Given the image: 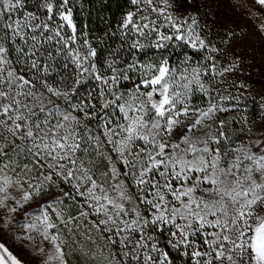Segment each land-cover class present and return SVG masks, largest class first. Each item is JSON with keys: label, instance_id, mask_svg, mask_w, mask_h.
<instances>
[{"label": "snow or ice", "instance_id": "obj_1", "mask_svg": "<svg viewBox=\"0 0 264 264\" xmlns=\"http://www.w3.org/2000/svg\"><path fill=\"white\" fill-rule=\"evenodd\" d=\"M128 4L105 54L82 0H0V240L36 264H264V93L250 120L236 33ZM0 264L24 262L0 242Z\"/></svg>", "mask_w": 264, "mask_h": 264}, {"label": "rangeland", "instance_id": "obj_2", "mask_svg": "<svg viewBox=\"0 0 264 264\" xmlns=\"http://www.w3.org/2000/svg\"><path fill=\"white\" fill-rule=\"evenodd\" d=\"M173 12L177 16L194 15L208 32L213 45L221 43L227 30L236 33L227 59H235L241 67L229 77V83L246 85L247 91L242 101L245 114L250 120L258 121L256 114L260 111L259 100L253 103V97L264 93V32L260 30V25L264 24V9L254 6L252 0H173ZM171 51L178 57L184 51L191 52L190 49L179 48ZM0 242H5L24 264H36V254L29 247L21 248L18 241L7 237ZM69 260L70 264H83L78 254L70 253ZM176 264H183V261L177 259Z\"/></svg>", "mask_w": 264, "mask_h": 264}, {"label": "trees", "instance_id": "obj_3", "mask_svg": "<svg viewBox=\"0 0 264 264\" xmlns=\"http://www.w3.org/2000/svg\"><path fill=\"white\" fill-rule=\"evenodd\" d=\"M83 8L78 10V22L85 26L84 30L95 37L100 50L107 54L108 45L113 41L106 40L104 34L112 31L129 9L128 0H82Z\"/></svg>", "mask_w": 264, "mask_h": 264}]
</instances>
